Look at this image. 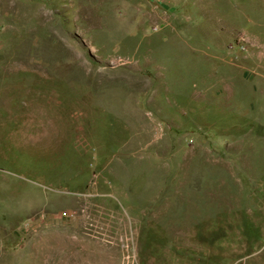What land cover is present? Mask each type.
I'll use <instances>...</instances> for the list:
<instances>
[{"label": "rangeland", "instance_id": "obj_1", "mask_svg": "<svg viewBox=\"0 0 264 264\" xmlns=\"http://www.w3.org/2000/svg\"><path fill=\"white\" fill-rule=\"evenodd\" d=\"M0 264H264V0H0Z\"/></svg>", "mask_w": 264, "mask_h": 264}]
</instances>
